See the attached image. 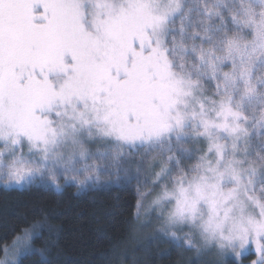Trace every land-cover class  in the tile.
Returning a JSON list of instances; mask_svg holds the SVG:
<instances>
[{
	"label": "snow or ice",
	"instance_id": "obj_1",
	"mask_svg": "<svg viewBox=\"0 0 264 264\" xmlns=\"http://www.w3.org/2000/svg\"><path fill=\"white\" fill-rule=\"evenodd\" d=\"M121 168L202 264H264V0H0V182ZM39 227L0 264H52Z\"/></svg>",
	"mask_w": 264,
	"mask_h": 264
},
{
	"label": "trees",
	"instance_id": "obj_2",
	"mask_svg": "<svg viewBox=\"0 0 264 264\" xmlns=\"http://www.w3.org/2000/svg\"><path fill=\"white\" fill-rule=\"evenodd\" d=\"M119 174L120 184L85 190L70 183L59 188L0 185V247L39 224L35 230L42 235L33 246H50L52 264H202L218 259L198 257L183 243L156 234L150 222L142 228L134 179ZM22 259L24 264L37 261L35 256ZM251 259L244 257L243 264ZM228 260L233 264L232 258Z\"/></svg>",
	"mask_w": 264,
	"mask_h": 264
},
{
	"label": "rangeland",
	"instance_id": "obj_3",
	"mask_svg": "<svg viewBox=\"0 0 264 264\" xmlns=\"http://www.w3.org/2000/svg\"><path fill=\"white\" fill-rule=\"evenodd\" d=\"M125 166H127V165H125ZM120 172L124 173L123 168H121ZM128 176L131 177V179L132 178L134 179L135 186H137L136 178H135L134 171H133L132 168H129ZM121 177L122 176L120 174L117 177V174H115V173H107L103 169H101V177H100L99 181H96L95 178H93L92 180L86 181V183L83 186H78L75 182H73L71 180H66L62 175L58 176V182H59V184L61 186L64 185V183H70V184L76 185L81 190H85L87 188H91V187H94V186L109 185V184H113V185L120 184L121 180H122ZM34 184L35 185H45V186L46 185H48V186L52 185L46 178H44V179L36 178V180L33 183H31L30 185H34ZM0 185L3 186L2 182H0ZM25 186H29V185H24V186H20V187H25ZM10 187H17V186H10ZM148 205H149V201L145 200L144 201V206H143V208L140 209V212H139L140 219L141 220L144 219L143 221H141L142 223L140 222L142 228L147 226V224H149V222H150L156 227L154 229L156 234H160L161 233V234L165 235L164 233L159 231L160 225L155 219L152 218V213L149 212ZM179 243H183V242L179 241ZM248 256H252L253 259H254V255L252 253H249L245 257H248ZM21 258H23V256ZM229 258H231V257H229Z\"/></svg>",
	"mask_w": 264,
	"mask_h": 264
}]
</instances>
